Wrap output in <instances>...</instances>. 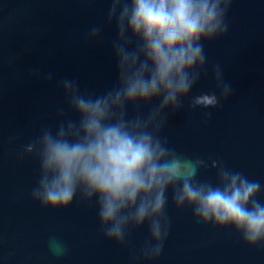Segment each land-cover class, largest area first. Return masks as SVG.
<instances>
[{"label": "clouds", "instance_id": "clouds-1", "mask_svg": "<svg viewBox=\"0 0 264 264\" xmlns=\"http://www.w3.org/2000/svg\"><path fill=\"white\" fill-rule=\"evenodd\" d=\"M107 2L106 18L87 29L85 40L101 43L105 26H114L115 80L100 92L82 89L75 78L56 81L63 103L54 123L17 152L19 160L38 161L31 200L44 209L74 202L94 207L101 235L129 250V264L162 256L172 228L169 192L178 211L190 210L198 223L232 229L247 246L264 249V183L212 155H186L164 135L181 110L222 108L232 96L218 62L211 65L215 90L192 91L208 75L205 42L230 30L233 0ZM30 75L54 78L39 68ZM203 115L210 120L213 112ZM202 170H214V180L202 179ZM145 225L147 238L134 246L133 231ZM47 248L54 257L68 252L57 237Z\"/></svg>", "mask_w": 264, "mask_h": 264}, {"label": "water", "instance_id": "water-1", "mask_svg": "<svg viewBox=\"0 0 264 264\" xmlns=\"http://www.w3.org/2000/svg\"><path fill=\"white\" fill-rule=\"evenodd\" d=\"M107 8V0H0V264H129V250L101 235L94 207L74 202L44 209L33 202L28 193L38 161L17 159L21 145L54 123L63 103L58 79L75 78L95 92L115 80L114 26H105L101 43L85 40ZM228 20L225 37L205 42L208 75L192 94L215 90L211 65L218 62L232 96L222 108L181 110L164 135L186 155H212L264 183V0H233ZM36 68L53 80L31 76ZM16 132L19 138L9 143ZM213 174L202 170L201 178L214 180ZM167 211L172 228L164 252L143 264H264V249L247 246L232 229L198 223L190 210L178 211L170 192ZM147 236V225L134 230L133 245ZM51 237L67 244L65 256L48 252Z\"/></svg>", "mask_w": 264, "mask_h": 264}]
</instances>
